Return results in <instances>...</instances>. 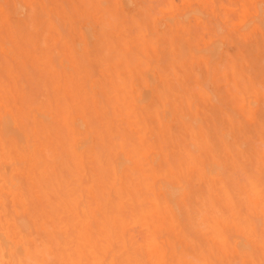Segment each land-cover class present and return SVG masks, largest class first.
I'll list each match as a JSON object with an SVG mask.
<instances>
[{"label": "snow or ice", "instance_id": "1", "mask_svg": "<svg viewBox=\"0 0 264 264\" xmlns=\"http://www.w3.org/2000/svg\"><path fill=\"white\" fill-rule=\"evenodd\" d=\"M220 7L187 0L25 6L21 22L5 31L0 45L6 68L17 67L13 54L19 45L55 34L60 39L55 54L35 52L44 65L46 93L20 92L9 75L0 93V176L6 181L0 190V249L10 254L0 264H264V60L257 76L246 47L257 26L264 42V0L255 16L247 3L223 6L227 12ZM53 8L63 11L55 14ZM145 50L155 56L149 59ZM115 60L128 62L140 92L139 99L135 93L126 98L128 119L140 132L123 139L104 135L105 179L112 182L113 169L119 177L131 168L126 153H133L141 164L133 207L153 215L171 208L184 243L151 229L131 241L121 236L113 218L123 220L130 209L114 205L100 212L85 198L96 173L71 163L53 171L31 142L41 128L57 131L55 153L47 149L49 162L98 152L111 108L103 96L90 107L74 95L86 69L98 79L95 69ZM68 86L73 95L62 91ZM46 101L59 106L55 117ZM161 126L170 137L166 144L144 131ZM150 149L155 155L145 163ZM206 232L214 254L235 250L240 257L196 258L193 250L205 249ZM172 249L186 258H145L166 257Z\"/></svg>", "mask_w": 264, "mask_h": 264}, {"label": "rangeland", "instance_id": "2", "mask_svg": "<svg viewBox=\"0 0 264 264\" xmlns=\"http://www.w3.org/2000/svg\"><path fill=\"white\" fill-rule=\"evenodd\" d=\"M39 2L48 3L52 5H58V4L71 5L76 3H90V2H95V3L115 2L127 6V5L141 4V3L144 4L158 3L160 2V0H0V29H1L0 45H2L5 31L8 28H11L13 25H18L21 22L25 12V6ZM187 2L196 3V4H205V5L214 4V5L222 6L218 10L224 12L230 11V9L223 6L237 4V3H247L253 6L249 14L255 16L258 11V8L255 6H258L261 0H211V1L187 0ZM4 5H8L9 7L5 10L3 7ZM123 10L126 9H122V11ZM51 11L55 14H60L62 13L63 9L53 8ZM204 11L214 12L217 11V9L205 8ZM255 33H256L255 39L251 41L249 44H247L246 47H247L248 55L254 61L256 74L257 76H259L261 63L262 60H264V49H262V43L264 42H262L258 26L255 30ZM59 39H60L59 34H55L47 38L41 37L40 39L33 41L31 45L27 43H23L19 45L13 54L14 59L16 57H19V63L17 67L11 71L9 68H6L3 52L0 51V93H2L5 88L6 75L10 76V78L13 81V87L20 92H23L25 90H29V91L34 90L35 92L40 93L42 95L46 93L48 90V80L43 71L44 65L41 64L35 52L36 50H39L41 54H47V55L55 54V46L56 43L59 41ZM30 47L32 51H29ZM151 53L152 54H150L147 50H145V55L148 56L149 59H152L155 56V50H152ZM30 60L31 62H29ZM95 73L98 79L89 78V72L87 69L83 72L81 76V80L83 81V83L77 86L74 95V100L79 104L95 107L97 104V99H96L97 96H103L107 100L108 106L111 108V112H112L111 122L109 124L102 125V127L104 128V134L99 136V140H98L99 151L94 153V155H92L91 157L88 158L81 157L78 161L72 160L70 162L68 159L63 158V159H53L49 162L47 156V149H51L53 153H55V141L58 137L57 131L55 129L41 128L40 130L34 132V136L31 142L36 147V150L41 152L44 162L46 164L48 163L51 164V169L53 171L60 168H64L66 167L64 166V164L68 165L69 163H71L73 166L77 167L82 171L85 167V164H87L89 170L96 173L97 179L95 186L91 189L86 190L85 198L89 201V205L90 204L92 205L91 208H94L95 210H98L100 212H102L103 207H104L103 209L104 211L106 208H110L111 206L115 205V203H122V208L126 207L127 209H130L126 211L125 218L122 220L123 222L117 221L114 218L113 223L118 222L120 225L121 236H124L126 234L128 236L127 238L129 239V241H131L136 239L138 235H140L144 230L147 229L146 227L144 229V227L141 226L140 224L135 225L133 223L132 214H130L132 212L133 203L134 202L138 203L137 190H136L138 180L135 173H137L141 169V164L133 153L131 152L126 153L127 158L130 159L132 162L131 168H127L123 173V175L119 177H117L115 169H113L112 182L108 184V182L105 179L106 170L104 167L105 164L104 135H107L110 139L117 137L123 139L126 136L139 134L140 132L139 127L133 125L132 122L129 121L128 119L127 111H126V98L131 97L133 93H135L136 99H139L140 92L137 90L136 85L133 83L132 69L130 68L128 62L126 61L115 60L111 64H105L103 67H97L95 69ZM34 74H39L40 78L39 79L34 78ZM125 76H127V79H124ZM62 91L67 92L69 95H73V90L70 86L64 87ZM46 103H47L48 112L55 117L56 109H58L59 106L56 105L54 108L53 103L51 101H46ZM259 111H260V107L257 100L256 112L259 113ZM82 115L83 112H80L77 114L76 118H79ZM140 119H143V117L141 116ZM144 131L149 136L155 135L157 141L162 144H166L170 140V137H168L167 135L166 126H161L156 129H144ZM256 136H257V153H258L259 150L258 124L256 129ZM144 155H145V163H147L148 157L150 155H155V150L150 149L149 151L145 152ZM94 161L99 163H94ZM30 171L34 175L37 170L33 166L32 169L30 167ZM24 178L25 179L29 178L27 173H25ZM104 179H105V183L103 182ZM117 179H119L118 186L116 184ZM1 180L2 179H0V190H3V185L6 182L4 180L2 181ZM104 184H106L107 186ZM100 185H103L102 188ZM105 194L108 195L107 198H105L106 197ZM210 195L212 197L219 198L220 194L218 192L213 191L210 193ZM205 219L207 220V218ZM149 220L150 221H149L148 229L158 230V232L156 231V233H163L165 236L172 235L176 238L177 242L179 243L184 242L183 233H181L183 231V226L180 224V221L177 219L176 215L174 214L171 208L162 207L161 209H159V212L155 213L154 217L149 218ZM126 224H128L129 226ZM172 225H174L175 227ZM2 236L4 237V231H0L1 239H3ZM204 239L206 246L205 249L200 251L193 250V254L194 255L196 254L195 255L196 258L209 259V260H213V259L227 260V259H236L240 257V253L235 250H232L230 253L225 254L223 256H218L213 253L212 248L210 246L211 234L209 232L204 233ZM149 255L150 254H146L145 257H147L146 259L151 262L153 259L151 255L150 256ZM175 256L177 258H174ZM181 257H182L181 255L176 253L175 249H172L167 253L166 257L162 256V259L164 258L181 259ZM60 258L61 259L67 258L66 260H71L74 258V256L64 255ZM255 259L257 261L260 259L259 254L255 256Z\"/></svg>", "mask_w": 264, "mask_h": 264}, {"label": "bare ground", "instance_id": "3", "mask_svg": "<svg viewBox=\"0 0 264 264\" xmlns=\"http://www.w3.org/2000/svg\"><path fill=\"white\" fill-rule=\"evenodd\" d=\"M211 1V0H210ZM122 2V1H121ZM60 3V2H59ZM1 30V29H0ZM32 51V50H31ZM34 54V53H33ZM150 54H152V53H150ZM153 56V55H152ZM29 62H31V60L29 61ZM98 74V73H97ZM118 86V85H117ZM36 138V137H35ZM56 161V160H55ZM69 163V162H68ZM83 163H84V161H83ZM94 163H99V162H95L94 161ZM104 164V163H103ZM64 166H67V164H64ZM30 167H31V169H32V167L33 166H31L30 165ZM82 167V166H81ZM59 168V167H58ZM96 168H97V166H96ZM34 169V168H33ZM61 169V168H60ZM35 170V169H34ZM37 170V169H36ZM101 170V169H100ZM100 173V172H99ZM33 174V173H32ZM101 174V173H100ZM113 174V173H112ZM28 175V174H27ZM129 176H131V175H129ZM128 178V177H127ZM126 178V179H127ZM132 178V177H131ZM0 179H2V180H4L5 181V179L3 178V176H0ZM1 180V181H2ZM128 180V179H127ZM131 180H133V179H131ZM135 180V179H134ZM137 181V180H136ZM6 182V181H5ZM104 183H105V179H104V181H103ZM130 182V181H129ZM135 182V181H134ZM5 184V183H4ZM99 184V183H98ZM107 184V183H106ZM106 184H104V185H106ZM109 184V183H108ZM4 186V185H3ZM101 186V188H102V186L103 185H100ZM107 186V185H106ZM109 188V187H108ZM107 188V189H108ZM115 188V187H114ZM106 190V189H105ZM88 193V192H87ZM95 193V192H94ZM101 195V194H100ZM106 195V194H105ZM117 195V194H116ZM98 196V195H97ZM108 197V195H106V197L105 198H107ZM114 197V196H113ZM97 198H99V197H97ZM102 198H104V197H102ZM115 198V197H114ZM116 199V198H115ZM97 201H99V200H97ZM103 201H104V199H103ZM115 202H116V200H115ZM115 202H113V203H115ZM126 203H128V202H126ZM129 203H130V201H129ZM115 205H118L119 207H121L122 208V203H115ZM92 205L90 204V207H91ZM94 206V205H93ZM99 206V205H98ZM103 206V205H102ZM102 206H100V207H102ZM105 206V205H104ZM114 206V205H113ZM112 207V206H111ZM106 208V207H105ZM126 208V207H125ZM103 209H104V207H103ZM103 209H102V212H103ZM159 212V210L158 211H156V213H158ZM126 213V212H125ZM130 214H132V219H133V223L135 224V225H137V224H140L141 226H143L144 227V229H145V227L148 229V227H149V218H153L154 217V215L153 214H149V213H145V212H143V211H141V210H137L136 208H134V207H132V212L130 213ZM156 218V217H155ZM114 219V218H113ZM128 219V218H127ZM126 220V219H125ZM166 220V219H165ZM121 222H123L122 220H121ZM154 222H156V221H154ZM169 222V221H168ZM167 223V222H166ZM171 223V222H170ZM152 224H153V222H152ZM126 225H128V224H126ZM129 226V225H128ZM172 226H174V225H172ZM177 226V225H176ZM179 226V225H178ZM166 227V226H165ZM175 227V226H174ZM127 228V227H126ZM132 228V227H131ZM124 229V228H123ZM174 229V228H173ZM135 230V229H134ZM137 230V229H136ZM139 230H140V228H139ZM143 230V229H142ZM141 230V231H142ZM171 230H172V227H171ZM175 230H177V229H175ZM179 230V229H178ZM0 231H4V229H2V228H0ZM153 233H156V231L158 232V230H151ZM182 231V230H181ZM181 233H183V231L181 232ZM128 237V236H127ZM209 237V236H208ZM2 238H3V236H2ZM1 239V238H0ZM184 243V242H183ZM208 251V250H207ZM196 253V252H195ZM6 255H10V254H6L5 252H4V250H2V249H0V258H6ZM151 255V257H152V259L153 260H159V259H162V256H159V255H153V254H150ZM149 255V256H150ZM169 255V254H168ZM196 255V254H195ZM194 255V256H195ZM258 255V254H257ZM172 256H174V255H172ZM172 256H170V257H172ZM75 258H77V257H74L73 259H75ZM145 258H147V257H145ZM174 258H177L176 256L174 257ZM181 258H183V256L181 257ZM185 258V257H184ZM224 258V257H223ZM67 259V258H66ZM171 259H173V258H171ZM180 259V258H179ZM152 260V261H153Z\"/></svg>", "mask_w": 264, "mask_h": 264}]
</instances>
